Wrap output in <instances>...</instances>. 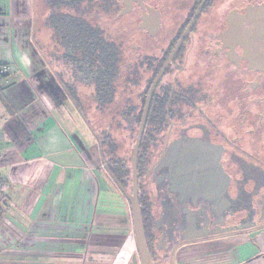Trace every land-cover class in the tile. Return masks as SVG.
<instances>
[{
    "label": "crops",
    "instance_id": "1",
    "mask_svg": "<svg viewBox=\"0 0 264 264\" xmlns=\"http://www.w3.org/2000/svg\"><path fill=\"white\" fill-rule=\"evenodd\" d=\"M43 1L0 0V264H128L135 242L117 248L112 219L127 195L45 53ZM175 264H264V226L187 244Z\"/></svg>",
    "mask_w": 264,
    "mask_h": 264
},
{
    "label": "flooded vegetation",
    "instance_id": "2",
    "mask_svg": "<svg viewBox=\"0 0 264 264\" xmlns=\"http://www.w3.org/2000/svg\"><path fill=\"white\" fill-rule=\"evenodd\" d=\"M102 3L104 10L115 14L118 28L130 35L136 57L130 71L134 82L141 76L137 65H144L143 73L149 75L145 100L153 80L189 28L158 81L149 108L150 113L160 97L158 112L167 119L163 148L169 135L162 158L166 155L167 159L169 147L178 142L187 146L196 139L200 145L210 147L209 156L200 159H209L211 163L202 170L194 167L193 174L195 182L208 176L215 185L209 196L220 224L207 237L264 226L259 218L251 225L240 223L239 227L228 229L227 220L233 205L238 207L240 197L249 190L257 192L250 204L258 208L264 205V0ZM132 27L133 31L129 29ZM140 39L143 41L139 42ZM180 156L184 176L189 171L184 155ZM240 177L245 181L240 182ZM184 181L178 189L180 198L187 190ZM233 185L237 187L234 197ZM195 190L201 192L202 187ZM241 203V207L246 206L243 200ZM255 215L250 211L247 218L253 220Z\"/></svg>",
    "mask_w": 264,
    "mask_h": 264
},
{
    "label": "rangeland",
    "instance_id": "3",
    "mask_svg": "<svg viewBox=\"0 0 264 264\" xmlns=\"http://www.w3.org/2000/svg\"><path fill=\"white\" fill-rule=\"evenodd\" d=\"M84 5L88 8L84 17L91 21L92 24L102 28L108 39H112L121 44V69L123 74L116 80L114 101L102 109L97 108V103L93 98V83L87 79L85 80L84 77L74 75L71 67L63 60L61 56L63 49L57 44V41L53 39V33L52 35H44L45 43L51 45L49 50L45 51V53L49 54V57H51L53 68L57 71L58 75H61L64 81L72 84L73 87L77 89L85 112L91 120L95 130L101 138L104 140H111V142L117 145L118 154L125 159L128 168L131 169L133 146L142 114L149 75L143 73L144 65H137L140 66L139 73L141 76L138 77V79L136 78V83L134 82V75L130 71L133 69V63H131V61H135L136 57H133L134 50L130 44V35L127 31L123 32L122 29L118 28L114 19L115 14L108 13L102 8V0H87ZM46 10V4L42 0L41 11L45 14ZM47 14L49 15V13ZM45 26H47L46 22ZM129 29L133 31V27ZM142 41L141 39L139 40V42ZM59 60L64 62V68ZM132 108H134V110H132ZM130 110H132L130 117H125L123 112ZM135 116L138 117V119ZM164 134L165 130L158 134L156 141L154 144L152 143L154 145V151L153 153L151 152V162L156 160L163 148L165 140ZM107 148L108 145L106 144L105 149ZM172 148L173 150L171 151L170 149L167 154V159H165L163 163L165 166L164 170L168 169L165 177L167 181H161L157 178L158 175H156L157 177L154 176L153 172H150V174L147 172L143 173L141 179L142 193L150 202L149 211L154 220L149 229L151 234V248L155 253L156 261L153 260L154 264H169L168 258L174 244L184 240L199 238L200 236L207 237V235H212L217 225L220 224L219 220L216 218V214L213 213L212 200L209 196L212 186L215 185H212L208 176L199 179L200 183H198V180L196 183L193 179V174L197 166L202 170L201 168L205 167V165L209 166L211 163L209 159L205 162L204 159H200L201 156H209L210 147L200 145L198 141L194 139L187 146H182V143L178 142L177 145ZM180 150L181 154L184 155L183 159L189 171L184 176L181 174L180 160L182 158L180 156ZM182 150L186 153H182ZM181 180H185L184 183L187 187L186 192L184 191L186 194L184 193L182 198L178 197V184L180 185ZM239 181H245V179L240 177ZM197 186L202 187L201 192H196L195 189H197ZM128 189L131 191V182L129 183ZM207 190L208 194L206 193ZM236 190L237 187L235 188V185H233L232 196H235ZM247 193V195L243 194V196L240 197V203H237L239 205L238 207L235 204L233 205L231 215L227 216V220L230 223L229 227L227 226L228 229L239 227L240 223L251 225L255 223L257 219L259 220V218L261 221H264V205L263 208H258L250 204V201L254 202L257 192H253V194L251 190H249ZM121 199L122 204L126 203L123 205L125 211L119 217L112 218L115 220L118 219L122 224H120L119 227V229L123 231L121 240L114 244L119 249H121L123 243L129 236H133L130 203L127 197L125 198L126 200L124 197ZM242 200L246 206L241 207ZM250 211L257 214L255 215L257 217H253V220L247 218V214ZM260 211L262 213H260ZM260 214H262V216ZM185 245L187 244L179 246L177 250ZM177 250L174 253V260H176ZM129 264H140L136 247L130 257Z\"/></svg>",
    "mask_w": 264,
    "mask_h": 264
},
{
    "label": "trees",
    "instance_id": "4",
    "mask_svg": "<svg viewBox=\"0 0 264 264\" xmlns=\"http://www.w3.org/2000/svg\"><path fill=\"white\" fill-rule=\"evenodd\" d=\"M45 1L50 10L46 19V25L52 30L53 39L63 49L61 54L63 60L71 67L74 75L84 77L85 80L87 79L93 83V98L97 103V108L102 109L111 104L116 94V80L123 74L121 69L122 49H119L118 43L114 40L107 38L102 28L92 24L91 21L84 17V14L88 11L87 6L85 7L84 5L87 0ZM60 79L64 88L71 95L92 129L96 132L100 144V153L109 174L126 195L130 194L131 191H129L128 186L131 182L132 172L128 168L125 159L118 154L117 145L111 142V140L101 138L85 112L77 89L72 84L64 81L63 78ZM155 108H158V110ZM159 108H161L160 97L156 98L153 108L149 113L138 156L140 203L148 245L154 261H156L155 253L151 248V234L149 232L154 220L149 211L150 202L142 193L141 179L143 173L147 172L150 174V172H153L154 176L158 175L156 177L161 181H167L165 179L166 170H164L165 166L163 165L166 155L158 162L161 150L155 161L151 162L150 158L152 156L151 152L153 153L154 151L153 144L158 134L164 131L167 126L166 115L158 112ZM132 110L123 112V115L130 117ZM136 118L138 119V117ZM106 144L108 145L107 149H105ZM170 149L171 151L173 150L172 147H169L168 150ZM152 167L153 170H151Z\"/></svg>",
    "mask_w": 264,
    "mask_h": 264
},
{
    "label": "water",
    "instance_id": "5",
    "mask_svg": "<svg viewBox=\"0 0 264 264\" xmlns=\"http://www.w3.org/2000/svg\"><path fill=\"white\" fill-rule=\"evenodd\" d=\"M188 29L189 28H187V30L184 32V34L182 35V37L178 41L174 51L172 52V54L170 55V57L168 58L166 63L163 65V67L160 69L159 73L157 74V76L153 80L151 86L149 87L147 97L145 100V104H144V108H143V111L141 114L138 130H137L135 143L133 146V152H132V157H131V172H132L131 173V193L127 194V198H128L129 203H130L132 233H133L135 247H136V251H137V255H138L140 264H154V261L152 259V255H151L149 245H148V240H147L146 230H145V224H144V217H143V212H142V206L140 203L139 173H138L139 150H140V146H141L143 136H144V132L146 129V123H147V119H148L149 108L151 105L154 89H155L158 81L160 80L162 74L164 73L165 69L167 68L168 64L170 63V60H171L174 52L176 51L177 47L179 46V44L183 40L184 36L186 35ZM168 139H169V135L167 137V141H166V144L163 148V151L157 160L158 162L162 158L164 152L167 149ZM153 167L151 168V170H153ZM204 238L208 239V238H211V236L200 237V238H195V239H190V240H184V241H181V242L174 244L172 249H171L169 258H168L169 264H175L174 253L179 246H181L183 244L192 243V242H195L197 240L204 239Z\"/></svg>",
    "mask_w": 264,
    "mask_h": 264
},
{
    "label": "built area",
    "instance_id": "6",
    "mask_svg": "<svg viewBox=\"0 0 264 264\" xmlns=\"http://www.w3.org/2000/svg\"><path fill=\"white\" fill-rule=\"evenodd\" d=\"M10 69H11V66L8 64H4L0 68L1 72H3V73L10 71ZM7 187L8 186L5 182L0 181V192H5L7 190Z\"/></svg>",
    "mask_w": 264,
    "mask_h": 264
},
{
    "label": "bare ground",
    "instance_id": "7",
    "mask_svg": "<svg viewBox=\"0 0 264 264\" xmlns=\"http://www.w3.org/2000/svg\"><path fill=\"white\" fill-rule=\"evenodd\" d=\"M131 238H132V241H134V238H133V236H132Z\"/></svg>",
    "mask_w": 264,
    "mask_h": 264
}]
</instances>
